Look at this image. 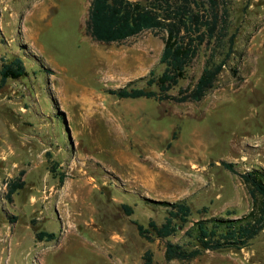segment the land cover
Segmentation results:
<instances>
[{
    "label": "rangeland",
    "instance_id": "374dc122",
    "mask_svg": "<svg viewBox=\"0 0 264 264\" xmlns=\"http://www.w3.org/2000/svg\"><path fill=\"white\" fill-rule=\"evenodd\" d=\"M91 1L0 0V67L20 56L28 71L0 88V264H147L149 249L151 264H264V231L241 250L168 260V241L185 242L186 229L150 241L136 223L163 224L164 203L184 199L194 221L252 209L241 173L264 169V0H221L235 53L200 101L175 97L213 51L224 57L218 41L201 47L172 98H121L110 90L160 92L150 81L166 69L167 32L98 41ZM39 230L56 238L40 241Z\"/></svg>",
    "mask_w": 264,
    "mask_h": 264
},
{
    "label": "trees",
    "instance_id": "16d2710c",
    "mask_svg": "<svg viewBox=\"0 0 264 264\" xmlns=\"http://www.w3.org/2000/svg\"><path fill=\"white\" fill-rule=\"evenodd\" d=\"M230 18V9L221 0H92L87 31L96 40L106 43L122 42L146 30L167 32L162 56L166 69L150 81L159 85L160 92L128 86L110 90L121 98H172L170 91L187 77L188 68L201 47L208 41H218L224 57L217 59L218 53L213 51L198 82L183 91V95L175 97L180 101H200L216 86L235 53L237 34L231 32ZM27 74L22 57L4 60L0 67V88L9 79ZM224 164L236 171L233 163ZM241 176L254 199L252 209L244 216H214L194 221V210L187 199L165 202L168 212L166 221L159 224L152 219L149 227L136 221L140 234L153 241L156 237L167 238L186 229L185 242L168 241V260H193L207 251L241 250L249 246L264 231V169L250 170L241 173ZM24 185L21 177L11 182L8 197L11 199L13 192ZM127 208L131 214L134 212L133 208ZM200 212H208V207ZM36 238L40 241L53 240L56 234L39 230ZM152 262L153 251L149 249L146 263Z\"/></svg>",
    "mask_w": 264,
    "mask_h": 264
},
{
    "label": "crops",
    "instance_id": "0c3cea01",
    "mask_svg": "<svg viewBox=\"0 0 264 264\" xmlns=\"http://www.w3.org/2000/svg\"><path fill=\"white\" fill-rule=\"evenodd\" d=\"M38 243H40V242L38 241L36 244H38ZM38 261H39V260H38ZM38 263H39V262H38ZM107 264H118V263H117V261H111V262L109 261Z\"/></svg>",
    "mask_w": 264,
    "mask_h": 264
}]
</instances>
